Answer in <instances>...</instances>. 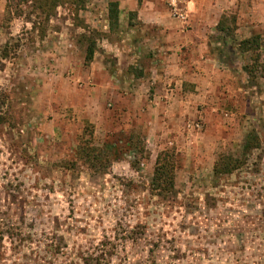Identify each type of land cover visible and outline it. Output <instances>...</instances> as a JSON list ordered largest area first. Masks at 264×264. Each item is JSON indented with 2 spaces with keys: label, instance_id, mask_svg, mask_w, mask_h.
Returning a JSON list of instances; mask_svg holds the SVG:
<instances>
[{
  "label": "rangeland",
  "instance_id": "1",
  "mask_svg": "<svg viewBox=\"0 0 264 264\" xmlns=\"http://www.w3.org/2000/svg\"><path fill=\"white\" fill-rule=\"evenodd\" d=\"M37 1L0 0V264H264V78L244 71L251 54L213 36L226 72L217 98L164 108L150 59L130 54V13L110 31L116 0L49 14ZM225 17L234 38L237 17ZM83 36L97 41L89 65ZM87 122L111 151L99 170L76 157ZM253 132L245 166L216 177L219 155L243 157ZM166 150L180 166L175 193L160 197L151 181Z\"/></svg>",
  "mask_w": 264,
  "mask_h": 264
},
{
  "label": "crops",
  "instance_id": "2",
  "mask_svg": "<svg viewBox=\"0 0 264 264\" xmlns=\"http://www.w3.org/2000/svg\"><path fill=\"white\" fill-rule=\"evenodd\" d=\"M116 1L120 21L130 13V47L134 45L130 54L150 59L155 103L164 108L182 109L194 100H210L211 94L217 98L226 72L212 56L211 46L217 42L213 36H223L239 56L229 42L257 36L264 29V0H184L186 21L170 14L166 0ZM228 14L237 17L234 38L218 30L222 16Z\"/></svg>",
  "mask_w": 264,
  "mask_h": 264
},
{
  "label": "trees",
  "instance_id": "3",
  "mask_svg": "<svg viewBox=\"0 0 264 264\" xmlns=\"http://www.w3.org/2000/svg\"><path fill=\"white\" fill-rule=\"evenodd\" d=\"M17 0H8L9 5L15 3ZM18 2H24V0H18ZM26 2V1H25ZM69 2L75 5L80 11L86 6L87 0H40L38 8L48 13V11L55 7ZM8 5V7H9ZM49 8V9H48ZM109 28L113 32L120 24V9L117 1H112L108 8ZM227 17L222 16L218 30L221 33L227 34L226 20ZM83 39L87 41L85 62L89 65L94 61L95 54L97 52V41L94 37L83 36ZM261 37L252 36L251 38L244 39L235 42L231 45L233 49L243 54H251L253 63L244 67V71L252 81L258 79V72L261 69V78H264V65H260V55L257 51L261 48ZM95 127L93 124L87 122L84 129V134L80 138L77 146L76 157L77 160L87 165L88 167L99 170V168H105L111 160V151L107 147H98L95 145ZM130 149L136 151L141 156H144L146 146L139 136L132 135L129 138ZM260 147V139L258 135L253 132L250 133L244 144L243 157H236L231 153H222L219 155L214 165V175L216 177L229 176L241 169L247 163V155L253 149ZM180 166L179 158L175 151L166 150L160 152L157 156L154 174L151 181L152 190L160 197H167L175 193L176 190V173Z\"/></svg>",
  "mask_w": 264,
  "mask_h": 264
},
{
  "label": "built area",
  "instance_id": "4",
  "mask_svg": "<svg viewBox=\"0 0 264 264\" xmlns=\"http://www.w3.org/2000/svg\"><path fill=\"white\" fill-rule=\"evenodd\" d=\"M183 1L184 0H170L169 6L174 14V17L180 19L181 21H186L187 14L183 7Z\"/></svg>",
  "mask_w": 264,
  "mask_h": 264
}]
</instances>
